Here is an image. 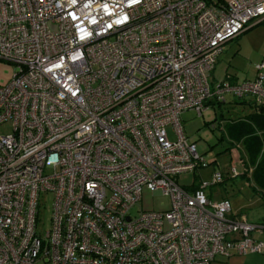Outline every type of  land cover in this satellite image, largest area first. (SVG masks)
I'll return each mask as SVG.
<instances>
[{"label":"built area","instance_id":"2783aa9c","mask_svg":"<svg viewBox=\"0 0 264 264\" xmlns=\"http://www.w3.org/2000/svg\"><path fill=\"white\" fill-rule=\"evenodd\" d=\"M259 19L264 0H0V61L13 66L0 85V264L264 254L251 237L264 224L206 198L220 173L197 187L178 181L205 167L182 114L200 117L226 96L264 108V64L251 81L210 83L225 44ZM144 190L168 208L133 216Z\"/></svg>","mask_w":264,"mask_h":264},{"label":"rangeland","instance_id":"374dc122","mask_svg":"<svg viewBox=\"0 0 264 264\" xmlns=\"http://www.w3.org/2000/svg\"><path fill=\"white\" fill-rule=\"evenodd\" d=\"M219 57V66L215 70L217 80L211 75L210 83H217L226 76H231L239 83L253 80L256 75L255 66L264 64V19L254 20L236 39L226 43ZM12 73L13 66L0 61V85L7 84ZM234 100L226 96L225 103L212 102L200 117L191 111L181 115L184 136L190 144L195 145L205 167L194 175L180 177L178 181L181 186L197 187L201 181L210 183L212 175L220 173L222 183L205 189L206 198L213 202L227 200L233 216H243L253 224H264V200L252 191L251 183L242 177L245 170L237 158L238 152L234 149L236 144H232L224 132L228 121L241 118L245 112L242 104H236ZM0 133H7V129H0ZM232 168L236 169L235 177L231 174ZM51 203L50 195L40 196L35 232L41 239L49 229ZM168 206L167 198L144 190L141 201L132 209L131 214L135 216L141 211H165ZM239 260H235L236 264ZM213 264L232 263L217 257Z\"/></svg>","mask_w":264,"mask_h":264},{"label":"trees","instance_id":"16d2710c","mask_svg":"<svg viewBox=\"0 0 264 264\" xmlns=\"http://www.w3.org/2000/svg\"><path fill=\"white\" fill-rule=\"evenodd\" d=\"M234 103L248 105L250 113L243 118L228 121L224 132L232 144L241 145L243 159L245 158L243 166L252 168L249 176L244 173L242 177L251 183L252 191L264 199V108L238 99H235Z\"/></svg>","mask_w":264,"mask_h":264},{"label":"crops","instance_id":"0c3cea01","mask_svg":"<svg viewBox=\"0 0 264 264\" xmlns=\"http://www.w3.org/2000/svg\"><path fill=\"white\" fill-rule=\"evenodd\" d=\"M219 58L220 57H218V59ZM218 59L216 61V64L214 66V69H213V71L211 73V75L213 76V79L214 80H217V78H215L216 77L215 76V70L219 66V65L217 66L218 61H219ZM237 83H239V82H237ZM225 102H226V100H225ZM243 102L250 103L251 101L250 100H243ZM242 108H243V110L245 112H244V114H243V116L241 118H243L244 116H246V115H248L250 113V109H249L248 105H246V104L245 105H242ZM238 145L240 146V155L238 154V157L237 158H240L241 159V160L240 159L239 160H240L241 164L243 165V162L245 161V158L243 159L244 155H243V152H242L241 145L240 144H238ZM243 167H244V170H245V172H243V174L246 173L249 176L251 174V172H252V168H246L245 165ZM243 174H242V176H243ZM262 200H264V199H262ZM251 237L255 241H261L262 243H264V230H262L260 233H253ZM237 259H240L237 264H264V254H248V255H245V256H242V257H235L234 256V257L228 258L227 260H228V263L230 262L232 264H236V261L235 260H237Z\"/></svg>","mask_w":264,"mask_h":264}]
</instances>
